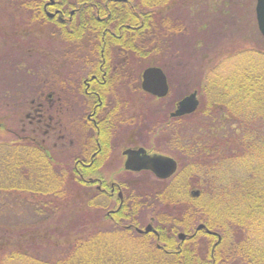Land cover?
<instances>
[{"label": "rangeland", "instance_id": "obj_1", "mask_svg": "<svg viewBox=\"0 0 264 264\" xmlns=\"http://www.w3.org/2000/svg\"><path fill=\"white\" fill-rule=\"evenodd\" d=\"M52 2L53 0H46L47 9L54 13L55 6L51 5ZM169 6L168 9L157 10L165 17L164 25L168 26L165 28L168 29L167 36L157 54H152L144 60L135 59L136 62L132 63L130 58L135 56L131 49L127 50L114 44L111 48L112 54L116 55V59L111 55L113 64L124 59L118 69L129 70L131 75L137 76L138 81L140 72L147 65L159 64L167 75L170 87L168 96L157 100L143 94L129 95L128 89L133 85L128 84V81L117 83L110 96L112 101L116 100L115 105L113 104L115 110L125 112L123 114L126 119L135 118H132L131 122L120 124L116 142L149 141V128H156L159 122L164 124L170 118L169 113L175 103L204 81L205 74L212 76V69L216 74L212 77H217L218 81L231 76L232 73L251 70L257 66L264 72V41L257 28L255 0H172ZM26 9L19 0H0V117L6 125V128L0 127V143L17 141L24 135H35L32 132L33 126H27L26 119L21 122V117H24L29 109V102L40 97L46 106L52 102V109L58 108L60 111L58 117L62 122L59 128L61 132L66 133L67 137H75V141L82 146V142L87 140L85 138L89 135L85 126L86 101L77 93L80 81L75 80L85 76L89 67L83 66L79 60L75 45L65 44L58 38L59 30L54 24L47 21L40 23L35 19L36 15ZM70 11L71 9L65 11L64 17L68 18ZM155 17L157 20L158 15ZM137 21L134 19L133 22ZM128 32L130 31H126ZM86 50H90L88 42L82 43L80 47L81 52ZM139 50L137 48V51ZM49 94L50 97L47 98ZM197 98L201 101L199 92ZM19 108V114L22 113V116L15 114ZM185 122H188L187 117L177 121L176 125L181 126L179 130L189 136L191 127ZM21 125H24L22 133ZM135 127L140 131H137V134L132 131ZM169 131L168 126L163 129L162 135L165 136V132ZM53 132L50 131V134ZM225 132L229 133L231 129L227 127ZM37 133L36 139L42 140L43 132ZM56 135L55 132L54 138L46 140V147L59 166L61 164L74 167L75 172L74 155L79 152L87 155L89 150L85 151V147L89 145L90 139L83 148H78L77 145L69 144L61 146L56 141ZM155 141L159 139L156 137ZM109 163L105 166L106 170L122 168L115 165L117 160ZM118 183L125 191L126 205H130L133 200L138 201L136 214L125 217L120 223L114 221L117 218L115 214L107 215L109 207L115 206L116 202L104 193L98 196L99 199L96 197L94 205L88 204L89 199L99 191L95 189V185L103 187L104 183L80 185L77 187L80 191H76L73 183L69 187L70 197L65 200L56 199L52 203L49 201L51 197L34 190L6 191L0 187V264H35L33 258L36 257L44 261L62 259L72 248L73 236L82 227L91 233L115 231L114 236H111L115 244L108 246L107 251L115 249L119 252L122 248L123 256L119 257L123 259H132L137 253L140 256L136 258L138 261L149 259L148 255L153 252L147 253L154 251L157 238L151 236L150 243H141L143 234L138 235L133 229L128 230L125 225L132 221L140 225L138 228L141 229L151 222L157 230L158 212L160 211V214L166 211V208L155 206L151 195L157 191L160 183L148 173H142L137 179L135 176H129ZM191 190L193 195L198 194L196 187ZM125 207H120L121 211L125 212ZM82 219H87L84 225L78 223ZM183 224L186 223L173 225L172 221H169L165 225V228L178 229L175 234L171 232L163 235L168 240L166 247L180 241L177 234L184 232ZM197 225L190 229V232L197 231L196 238L204 237L206 233L215 240L219 239L218 235L209 233L207 230L210 229L205 225L196 230ZM144 251L146 254H139Z\"/></svg>", "mask_w": 264, "mask_h": 264}, {"label": "trees", "instance_id": "obj_2", "mask_svg": "<svg viewBox=\"0 0 264 264\" xmlns=\"http://www.w3.org/2000/svg\"><path fill=\"white\" fill-rule=\"evenodd\" d=\"M19 1L40 23L54 24L59 30L58 38L76 46L81 63L84 55L93 57V50L80 51L85 42L95 51L111 45L131 49L135 56L130 58L132 63L157 54L168 30L163 22L165 17L158 11L168 9L172 3V0H56L63 12L74 11L63 21L59 16L48 17L43 10L46 0ZM137 17L141 25L134 28L133 21ZM106 27L120 32V38L104 34ZM261 71L258 66L252 67L218 81L217 77H212L216 75L212 69V76L205 74L206 81L204 79L194 89L199 92L201 101L193 113L156 124L159 139L156 147L173 156L178 167L171 177L157 179L160 187L151 195L153 204L166 211L158 212L157 241L162 247L154 246V251L147 253L153 252L148 255L149 259L138 261V253L132 259H123L122 248L119 252L107 251L108 246L115 244L111 238L115 231L92 234L82 227L73 236L72 248L64 258L44 261L36 257L33 258L35 264H264V72ZM38 98L29 102V109L21 117V122L26 119L27 126H33L35 135L0 143V187L6 191L34 190L51 197L52 203L70 197L71 184L80 191L78 186H91L94 182L86 181L89 173L78 165L74 172V167L59 166L55 162L45 142L54 138L60 128L57 123L60 111L52 109V102L38 106V102H43ZM107 100L113 102H107L108 111H115L116 100L110 97ZM19 110L15 114L22 116ZM186 117L188 122L185 123L191 127L189 136L176 125ZM1 119L0 127L6 128ZM38 119L44 121L38 122ZM167 125L170 131L163 136ZM21 127L22 133L24 125ZM227 127L231 132H225ZM47 129L49 132L45 133ZM50 131H54L53 134ZM37 132H43L40 141L36 139ZM193 187L197 188V195L191 193ZM101 195L97 192L88 204L94 205ZM137 202L133 200L126 205L124 201L121 207L128 206L129 216L134 215L138 210ZM86 221L82 219L78 223L84 225ZM169 221L173 225L186 223L183 228L188 242L179 241L166 247L168 240L163 235L178 231L177 227L165 228ZM200 223L215 232L219 239L206 233L196 238L197 231L190 232V229ZM151 236L156 237L142 235L141 243H150Z\"/></svg>", "mask_w": 264, "mask_h": 264}, {"label": "flooded vegetation", "instance_id": "obj_3", "mask_svg": "<svg viewBox=\"0 0 264 264\" xmlns=\"http://www.w3.org/2000/svg\"><path fill=\"white\" fill-rule=\"evenodd\" d=\"M55 6L54 9V16H59L63 21L66 17H64V12L61 7L56 5V0H53L51 5ZM48 5L46 4V1L43 5V10L47 14ZM52 12V11H49ZM70 15L74 14L73 9L69 12ZM137 22H134V28L141 25V20L137 17ZM127 27L129 26L127 23L125 24ZM103 33L111 34L113 38L117 37L120 38L121 34L120 32L117 33L114 30H110L106 27L105 30H103ZM107 47V48H106ZM103 46L101 48H97L95 51L94 49H91L89 51L93 50V57L89 55L83 56V66L86 68L89 67V71L86 72L85 76H81L79 79L75 81H80L79 86L77 89V93L80 94L85 98L86 101V112H85V121H86V127L89 130V135L86 136L84 142H82V146L78 144L77 141H75V137H67L66 133L61 132L59 129L56 135V141L60 143V145H77L78 148L84 147V145L88 142V146L85 151L89 150V153L81 154L80 152L74 155V162L75 167L77 165L80 167V169H84L88 171L89 175L86 176V181H91L97 184L98 183H104L103 187H100V185H95L96 190H99L98 192L104 193L107 195L108 198H112L116 203L115 206L109 207L107 210V215L115 214L117 216V220L121 222V220L125 219V217H129L128 212L121 211V205L124 201H126L125 191L122 189L123 186L119 184L118 182L124 178H127L129 176H135L137 179L138 176L142 175V173H148L155 179L159 180H165L167 178H158L156 177L150 170L141 169V170H127L124 167V162L126 159V155L124 154V151L126 149H138L143 148L146 153H159L164 154L167 156L172 157L176 163L177 160L171 156L170 154L164 152L163 150H159L160 148L156 147L158 142L156 140V132L157 129L153 127L149 128L147 131L148 134H150L149 141H142L137 142V140H133L130 143L123 142H116V138L119 137L117 131L120 129V124H125L126 122H131V119H126L125 115L121 112V110H115L112 111L110 109L108 111V103L106 98L110 97L112 95V92L114 87L117 86L118 82L120 81H128V84L133 85L131 89H128V92L131 94L136 93L137 95L143 94L153 99H164L168 96L170 87H169V81L167 78L168 83V92L163 97H157L155 95H152L148 92H145L141 87V79H142V71L140 72L139 79L137 81L136 75H131L129 73V70L118 69L121 62H124V59H120V61H117L118 63H112L111 57L114 56L116 59V55L112 54L110 46ZM110 47V48H108ZM124 48V47H123ZM88 53V52H85ZM111 53V54H110ZM112 55V56H111ZM137 57V56H136ZM139 60L136 59V61ZM135 61V62H136ZM134 62V63H135ZM129 62V66H131ZM177 102L174 105V108L176 107ZM38 106L44 105V102H38ZM38 108V107H37ZM35 108V110L37 109ZM173 108V109H174ZM108 111V112H107ZM170 115V113H169ZM30 116V113L28 114ZM32 117V116H30ZM171 117V116H170ZM33 118V117H32ZM43 119H38L37 121H42ZM114 120V125H112V121ZM44 121V120H43ZM32 122V121H30ZM138 121H136L137 123ZM48 123L50 124V121L48 120ZM58 126L60 127L62 122L60 121V118L58 117ZM119 124V125H118ZM130 124V123H129ZM139 128H133L132 131L134 134H137V131ZM45 131V133H48ZM140 132V131H139ZM118 161L115 165H119L122 168L120 169H110L106 170V165L111 161ZM110 164V163H109ZM178 165V163H177ZM99 166V167H98ZM101 168V169H100ZM104 170V171H103ZM77 171V170H76ZM82 176V175H81ZM122 187V188H121ZM104 191V192H103ZM127 207H125L126 209ZM117 213V214H116ZM111 218V217H110ZM131 218V217H130ZM115 219V220H116ZM131 221V220H130ZM128 230L133 229L138 235L139 234H152L155 235L156 238L158 237V231L155 230L154 226L151 222L147 223L143 228H138L140 225H137L136 223H133L132 221L130 223H127ZM150 225L151 228L148 231H145L146 226ZM141 227V226H140ZM142 230V231H139ZM185 232H179L177 234V239L182 241L184 237H180V234ZM187 234V233H186ZM185 234V236H186ZM188 236V235H187ZM155 247L161 248L162 245L160 242L156 241Z\"/></svg>", "mask_w": 264, "mask_h": 264}, {"label": "water", "instance_id": "obj_4", "mask_svg": "<svg viewBox=\"0 0 264 264\" xmlns=\"http://www.w3.org/2000/svg\"><path fill=\"white\" fill-rule=\"evenodd\" d=\"M255 18L259 32L264 40V0H255ZM48 16H54V13L48 12ZM141 87L157 97H163L168 92L167 77L163 69L159 66H148L142 71ZM198 106L196 91H192L183 96L176 104L174 110L170 113L172 117L182 116L192 113ZM126 159L124 167L127 170H150L158 178H167L172 175L176 168V161L170 156L159 153H146L143 148L126 149L124 151ZM196 193V192H195ZM204 224L197 225L196 230L203 228ZM151 228L146 226L145 231ZM142 231V230H139ZM211 234H216L211 230H207ZM217 235V234H216ZM185 234L181 233L180 237Z\"/></svg>", "mask_w": 264, "mask_h": 264}]
</instances>
